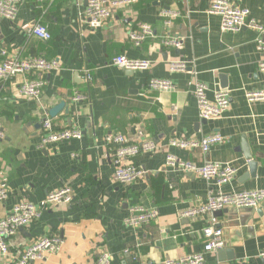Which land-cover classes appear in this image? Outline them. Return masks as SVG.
<instances>
[{
    "label": "crops",
    "instance_id": "obj_1",
    "mask_svg": "<svg viewBox=\"0 0 264 264\" xmlns=\"http://www.w3.org/2000/svg\"><path fill=\"white\" fill-rule=\"evenodd\" d=\"M230 1L249 9L264 26V0ZM211 2L139 0L96 30L84 17V0H23L15 20L0 18V64L12 56L61 65L57 71L18 75L0 84V123L6 134L0 146V186L8 191V199L0 203V219L22 202L42 211L10 239L11 261L48 235L64 241L48 264H95L104 252L114 255L112 264H164L203 251V228L211 215L189 218L186 213L206 203L211 192L264 190V101L250 103L246 97L247 92H264V52L249 29L222 33L220 18L208 13ZM162 10L180 13L170 35L185 38L182 48L161 47L158 38L134 45L129 32L142 25L152 26L158 36L165 32ZM37 24L47 28L50 40L29 33ZM119 55L149 60L151 67L121 69L113 65ZM172 60L187 62L189 71L170 72ZM151 79L171 80L176 91L149 90ZM32 80L44 81L39 100L21 94V86ZM198 82L209 86V99L216 91L230 93L231 106L222 118L200 119L194 96ZM77 94L85 99L75 101ZM46 118L53 131L76 128L84 133L82 139L42 147ZM116 133L132 142L151 139L158 144L154 154L134 159L147 174L129 186L114 179L106 140ZM211 134L226 141L209 152L171 145ZM248 149L257 163L254 174ZM169 155L197 165L230 163L237 173L225 186L209 185L167 167ZM64 186L73 191L72 204L47 206L48 194ZM134 206L157 209V219L140 229L126 226ZM257 211L228 208L216 217L226 245L222 254L207 255L205 264H264V204ZM238 217L244 223L232 226Z\"/></svg>",
    "mask_w": 264,
    "mask_h": 264
},
{
    "label": "built area",
    "instance_id": "obj_2",
    "mask_svg": "<svg viewBox=\"0 0 264 264\" xmlns=\"http://www.w3.org/2000/svg\"><path fill=\"white\" fill-rule=\"evenodd\" d=\"M23 0H0V18L15 20L19 5ZM139 0H84L86 8L84 17L89 26L93 29H100L114 19L118 12L134 7ZM208 13L216 15L221 21L222 33H238L243 29H249L255 33V42L258 49L264 52V26L251 17L249 9L241 8L230 0H212ZM180 16V13L172 10H162L161 17L164 21L165 32L157 35L154 28L148 24L142 25L137 30L129 32L131 42L140 46L148 39L158 38L161 47L182 48L185 38H175L170 35L173 21ZM29 33L42 40L48 41L52 38L50 32L41 24L33 26ZM113 65L128 71H146L151 67L149 60L131 59L119 55L113 59ZM61 65L55 61H48L43 58L21 59L9 56L0 64V84L12 80L18 75H35L41 72L57 71ZM168 69L172 73H184L189 71L187 62L172 60L168 62ZM261 69L264 71V62H261ZM44 87V81L32 80L21 86V94L29 99L39 100ZM149 90L158 92H175L176 85L168 79H151L147 85ZM209 86L198 82L195 87L194 96L197 101L199 117L203 121H212L222 118L230 109V93L216 91L214 98H208ZM247 100L250 103L264 101V92H247ZM84 95L77 94L75 101H83ZM43 135L41 138L42 147L50 144L74 139H82L84 133L76 128L62 131H53L52 121L48 118L43 123ZM141 138L143 134L140 133ZM6 138L5 129L0 123V146ZM107 143L111 146L112 160L115 167L114 179L117 183L129 186L142 179L147 172L134 164V159L141 154H154L158 150V144L151 139H142L132 142L127 136L116 133L107 137ZM226 138L211 134L200 140L173 141L171 145L180 149H199L209 152L213 147L223 144ZM167 167L182 173H192L204 179L209 185L225 186L231 183L237 173V169L230 163L206 162L204 165H197L191 161H183L173 155L167 158ZM8 199V191L0 186V203ZM74 199L70 187L64 186L60 190L52 191L46 198L47 206L71 205ZM264 204V190H250L239 193H224L219 191L208 197L206 203L189 210L186 216L196 218L204 215H211L203 228V235L206 240L201 253L182 257L180 259L167 260L164 264H205L206 257L223 249L226 245L224 229L218 224L216 213L228 208H234L238 212L245 210H258ZM42 211L33 204L22 202L14 206L11 212L3 219H0V264H48V258L61 250L63 239L60 236L40 237L21 256L15 260L10 259V239L21 229L29 227L38 220ZM157 209H147L142 206H134L129 210L125 218V224L134 229H140L157 219ZM264 260V254H261ZM114 255L111 252L101 254L95 264H112Z\"/></svg>",
    "mask_w": 264,
    "mask_h": 264
},
{
    "label": "water",
    "instance_id": "obj_3",
    "mask_svg": "<svg viewBox=\"0 0 264 264\" xmlns=\"http://www.w3.org/2000/svg\"><path fill=\"white\" fill-rule=\"evenodd\" d=\"M63 105H64V104H61V105L57 108V110L61 109ZM45 120H46V119H45ZM45 120H44V121H45ZM43 123H44V122H43ZM246 152H247V158H248V161H249V164H250V169L252 170V172H253V174H254V171H255V168H256V164H257V163L253 160L252 155L250 154V150L248 149ZM256 211H257V210H256ZM223 212H226V210H225V211H222V212H219V213H216L215 216H216V217H217V216H222ZM257 212H258V211H257ZM258 213H260V212H258ZM231 221H233V225H232V226H240L242 223H244V222L241 221V219H240L239 217H238V218H235V219H232ZM20 231L23 232V229H21ZM222 252H223V249L219 250V253L222 254Z\"/></svg>",
    "mask_w": 264,
    "mask_h": 264
},
{
    "label": "rangeland",
    "instance_id": "obj_4",
    "mask_svg": "<svg viewBox=\"0 0 264 264\" xmlns=\"http://www.w3.org/2000/svg\"><path fill=\"white\" fill-rule=\"evenodd\" d=\"M230 98H231V96H230ZM66 206H68V205H66Z\"/></svg>",
    "mask_w": 264,
    "mask_h": 264
}]
</instances>
